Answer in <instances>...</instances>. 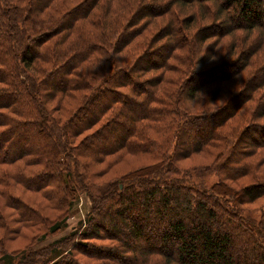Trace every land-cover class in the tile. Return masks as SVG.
<instances>
[{"label": "trees", "instance_id": "obj_1", "mask_svg": "<svg viewBox=\"0 0 264 264\" xmlns=\"http://www.w3.org/2000/svg\"><path fill=\"white\" fill-rule=\"evenodd\" d=\"M0 264H264V0H0Z\"/></svg>", "mask_w": 264, "mask_h": 264}, {"label": "rangeland", "instance_id": "obj_2", "mask_svg": "<svg viewBox=\"0 0 264 264\" xmlns=\"http://www.w3.org/2000/svg\"><path fill=\"white\" fill-rule=\"evenodd\" d=\"M80 95V94H79ZM79 95L76 97L75 102L78 104L80 102L79 100ZM67 105H71L72 103L70 101H66ZM57 111H54V113L56 114ZM66 109H62L60 110V114H62L63 116L65 115ZM89 131V130H88ZM122 132H118V136L121 135ZM114 141V140H113ZM95 146H98L95 145ZM100 146V145H99ZM102 147H100L101 149ZM112 157H108L102 164H98V166H95L94 168H91V173H93V180H94V184L96 185H101V184H106L110 179H112L114 176L116 175H123L126 172L129 171V168L135 167V166H139L142 164H147L148 161H146V159L139 157L136 158L134 156H129L126 155L122 161H120L116 166L112 167V169L107 172L106 170V166L107 163L109 161H111ZM196 162V161H194ZM193 162L191 160L185 161L184 165H191ZM101 172V173H100ZM100 174V176H99ZM103 175V176H102ZM212 178V177H211ZM210 180V177H209ZM36 199L40 200V198L36 197ZM91 200H89V198L86 196L82 197V200L80 202H78L77 204V208H78V212L71 217V219L69 220V226L67 228H63V230H60L59 233L55 236H49L48 240H38L37 243L38 245H44L46 243H48L49 241H51L52 239H55L61 235H64L68 230H70V225H72L71 227H73V225L81 218L84 217L85 213H87L90 209V205H91ZM258 213V212H257ZM28 243V237L26 236H19L16 239L12 240V241H8V242H4V248L8 249L9 251L12 249H22L25 247V245ZM16 262V261H15Z\"/></svg>", "mask_w": 264, "mask_h": 264}]
</instances>
